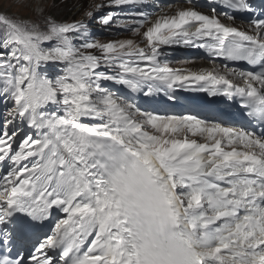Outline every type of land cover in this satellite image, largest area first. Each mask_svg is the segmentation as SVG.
<instances>
[{"label":"snow or ice","instance_id":"6c2138e0","mask_svg":"<svg viewBox=\"0 0 264 264\" xmlns=\"http://www.w3.org/2000/svg\"><path fill=\"white\" fill-rule=\"evenodd\" d=\"M0 264H264V0H0Z\"/></svg>","mask_w":264,"mask_h":264},{"label":"rangeland","instance_id":"374dc122","mask_svg":"<svg viewBox=\"0 0 264 264\" xmlns=\"http://www.w3.org/2000/svg\"><path fill=\"white\" fill-rule=\"evenodd\" d=\"M95 2L99 3L100 0H95ZM15 11H16V9H13V12H15ZM93 27L96 29L97 34H98V38L101 39V40H114V39H124V38H126L125 35L116 37V35L114 34V31L102 32L100 30L99 26L96 25V24H94ZM105 36H107V37H105ZM197 52H198V50H195V49H185V48H182V47L181 48H178V49H175L174 57H172V59L175 62L172 64V66L173 67L178 66L176 68L186 69V68H184L185 66L184 65L181 66L180 63L186 61V59H188V58L198 57ZM145 106H147V105H145ZM175 112L177 114H180L182 112V110H180V111L179 110H176Z\"/></svg>","mask_w":264,"mask_h":264},{"label":"bare ground","instance_id":"6f19581e","mask_svg":"<svg viewBox=\"0 0 264 264\" xmlns=\"http://www.w3.org/2000/svg\"><path fill=\"white\" fill-rule=\"evenodd\" d=\"M163 1H164V3H171L172 2V0H163ZM197 54H198L199 58H195V57L188 58V59H186V61L180 63V65L181 66L184 65L185 66L184 68H186V69H188V68L199 69V68H204V67H211V65L203 58V52L198 51ZM176 67H178V66H176ZM196 95H201V94L186 91V92H183L182 97H190V96H196Z\"/></svg>","mask_w":264,"mask_h":264},{"label":"trees","instance_id":"16d2710c","mask_svg":"<svg viewBox=\"0 0 264 264\" xmlns=\"http://www.w3.org/2000/svg\"><path fill=\"white\" fill-rule=\"evenodd\" d=\"M71 13H69V15H70Z\"/></svg>","mask_w":264,"mask_h":264}]
</instances>
